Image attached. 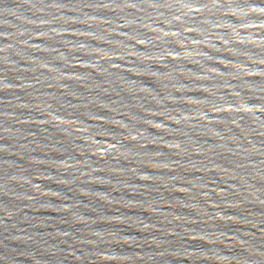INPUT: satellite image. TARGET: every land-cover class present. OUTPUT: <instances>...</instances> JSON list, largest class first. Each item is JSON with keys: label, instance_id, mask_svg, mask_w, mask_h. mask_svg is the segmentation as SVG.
Returning <instances> with one entry per match:
<instances>
[{"label": "water", "instance_id": "obj_1", "mask_svg": "<svg viewBox=\"0 0 264 264\" xmlns=\"http://www.w3.org/2000/svg\"><path fill=\"white\" fill-rule=\"evenodd\" d=\"M0 264H264V0H0Z\"/></svg>", "mask_w": 264, "mask_h": 264}]
</instances>
